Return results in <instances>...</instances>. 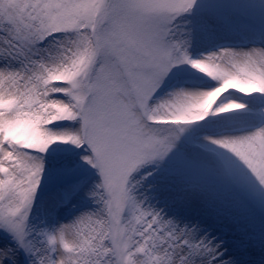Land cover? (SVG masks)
Masks as SVG:
<instances>
[{
	"label": "snow or ice",
	"instance_id": "6c2138e0",
	"mask_svg": "<svg viewBox=\"0 0 264 264\" xmlns=\"http://www.w3.org/2000/svg\"><path fill=\"white\" fill-rule=\"evenodd\" d=\"M237 7L0 0V264L264 256V27L235 39Z\"/></svg>",
	"mask_w": 264,
	"mask_h": 264
},
{
	"label": "rangeland",
	"instance_id": "374dc122",
	"mask_svg": "<svg viewBox=\"0 0 264 264\" xmlns=\"http://www.w3.org/2000/svg\"><path fill=\"white\" fill-rule=\"evenodd\" d=\"M226 3L238 6L235 11L245 21L244 25L236 35L235 39L245 38L246 33H258L264 27V11L260 8L261 0H225ZM258 46V45H257ZM247 221L259 231L264 218L257 209H250L247 215ZM245 264H264L259 248L243 256Z\"/></svg>",
	"mask_w": 264,
	"mask_h": 264
},
{
	"label": "bare ground",
	"instance_id": "6f19581e",
	"mask_svg": "<svg viewBox=\"0 0 264 264\" xmlns=\"http://www.w3.org/2000/svg\"><path fill=\"white\" fill-rule=\"evenodd\" d=\"M250 222V221H249Z\"/></svg>",
	"mask_w": 264,
	"mask_h": 264
}]
</instances>
